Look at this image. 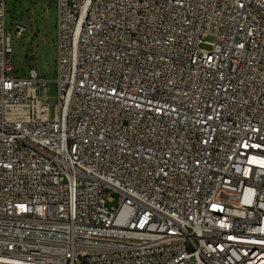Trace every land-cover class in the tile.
Masks as SVG:
<instances>
[{"label": "built area", "instance_id": "built-area-1", "mask_svg": "<svg viewBox=\"0 0 264 264\" xmlns=\"http://www.w3.org/2000/svg\"><path fill=\"white\" fill-rule=\"evenodd\" d=\"M56 4L51 108L0 0V264H264V0Z\"/></svg>", "mask_w": 264, "mask_h": 264}, {"label": "rangeland", "instance_id": "rangeland-1", "mask_svg": "<svg viewBox=\"0 0 264 264\" xmlns=\"http://www.w3.org/2000/svg\"><path fill=\"white\" fill-rule=\"evenodd\" d=\"M58 10L56 0H6V23L11 26L13 38V61L17 71L15 76L27 78L30 70L48 80L46 95L53 108L57 96L56 85V25ZM27 24L21 39L15 37V22ZM53 97V98H52ZM109 207L117 202L109 203Z\"/></svg>", "mask_w": 264, "mask_h": 264}]
</instances>
